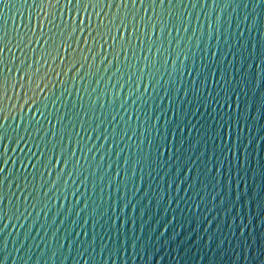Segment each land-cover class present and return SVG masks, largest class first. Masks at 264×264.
Here are the masks:
<instances>
[{"label":"water","instance_id":"95a60500","mask_svg":"<svg viewBox=\"0 0 264 264\" xmlns=\"http://www.w3.org/2000/svg\"><path fill=\"white\" fill-rule=\"evenodd\" d=\"M0 264H264V0H0Z\"/></svg>","mask_w":264,"mask_h":264},{"label":"snow or ice","instance_id":"6c2138e0","mask_svg":"<svg viewBox=\"0 0 264 264\" xmlns=\"http://www.w3.org/2000/svg\"><path fill=\"white\" fill-rule=\"evenodd\" d=\"M90 22V21H89ZM81 26L83 27V21L81 22ZM28 101L26 100L25 101V103H27ZM224 103H228V98H227V96H225V98H224ZM57 162H59V161H57Z\"/></svg>","mask_w":264,"mask_h":264}]
</instances>
